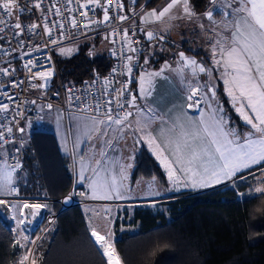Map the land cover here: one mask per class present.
<instances>
[{
    "label": "snow or ice",
    "instance_id": "snow-or-ice-1",
    "mask_svg": "<svg viewBox=\"0 0 264 264\" xmlns=\"http://www.w3.org/2000/svg\"><path fill=\"white\" fill-rule=\"evenodd\" d=\"M136 2L137 0H132L133 4ZM212 2L216 4V0H212ZM68 3L71 4L72 0H68ZM77 3H79V0H77ZM235 3V7H233L231 2L220 5V14L223 17L231 15L232 19L222 20L219 23L231 34L230 36H220L217 33L219 38L211 46L212 60L215 65L223 67L227 94L231 97L234 105L238 104L236 110L246 124L251 126V130L243 136L235 130H226L227 122L223 116L219 115L220 109H212L211 104L208 105V108L212 109L210 113L206 114L201 109V102L208 93H211L213 98L216 96L214 87L210 82H206L203 86L190 87L186 97L187 101H189L187 104L188 108L200 110L199 119H185L186 114L181 113L169 121L165 120L163 116H158L156 110L148 106L147 103L144 109L139 108L137 96L133 95L128 88V85L133 82L131 77L135 66L133 63L134 57L133 55L125 56L122 52L124 63L119 75L126 76L129 79L124 82L116 81L121 86L119 88L113 87L109 91L110 81L108 77H105L103 80L104 94L109 99L103 105L98 100L96 101L95 109L97 115L82 114L73 117V119L78 121V130L90 142L95 141V143L91 144V148L94 151V163L97 166L92 168L95 178H90L91 182L89 184L92 199L111 200L125 198L121 192V189L124 188L123 181L127 179L125 167L122 166L120 168L119 178L117 175H112L110 179H105L101 176V172L105 170L101 166L107 157L105 149L114 147L113 138L109 136L110 131L118 134V138H123L126 135V130L140 133L141 135L136 137V142L145 141L149 145L157 160L166 169L168 180L176 186L182 184L184 187L191 188L210 187L225 181H233L238 172L244 169H251L253 165H264V0H235ZM90 5L103 9V20H90L89 23L85 24V28L90 27L94 23L105 24L112 19L109 15L108 0H104L103 4H101V0H88L87 4L81 3L80 7L85 9V18H87V9ZM40 6V3H34L32 8L38 9ZM177 6L182 9L184 15L181 17H170V19H182L184 16L192 19L196 16L190 0H170L159 11L153 8L151 11L144 12L141 16V22L146 24L160 22ZM141 8H143V5H141ZM228 8L231 9V13L227 11ZM123 9L122 0H118V10L123 11ZM25 10L26 6L22 7L19 0H0V25L8 24L5 17H13L14 13L24 12ZM27 10L31 11V9ZM68 11L71 12L72 9L69 8ZM56 14L60 15L59 8H56ZM205 16L213 25L217 24L213 11H207ZM18 19L17 16V22L9 25L19 30L15 33L16 35L22 34L24 30ZM116 19L125 21L129 17L120 15ZM70 23L73 29L77 27L74 17L70 18ZM37 27L38 25L33 23L28 26V31H33ZM58 27L61 29V37H63L64 24L60 23ZM199 27L203 29L204 25L200 24ZM44 30L51 36L52 29L47 24L44 25ZM4 31V28H0V33ZM212 31L215 32V28ZM122 32L123 50L137 54V56L143 55V49L132 47L129 29H123ZM113 34L119 35V33L114 31L110 36ZM133 34H135V28H133ZM144 34L149 41L157 39V34L152 31H147ZM110 36H106L105 39H109ZM3 38V36H0V39ZM158 39L163 40L164 37L159 36ZM51 43L56 45L58 41L51 40ZM73 51V48H60V55H71ZM218 53L219 58H217ZM112 54L116 55L115 50H113ZM25 55H28V53H25ZM45 59L50 63L52 57L47 56ZM179 60L183 61L185 66L191 67V75L193 77L197 75V72L205 73L209 76L211 74L210 68L199 64L195 59L186 57L184 52L179 53ZM38 63V61L30 59L24 64V68L31 74L30 79L44 81L40 85H32L33 88H45L55 75V70L54 68H46L43 71L32 73V69L37 67ZM147 63L148 57L145 56L144 64ZM165 68H170L167 61L164 68L158 72L145 71L140 74L138 84L141 99L147 101L152 96L154 79L162 77ZM14 71L10 72L8 68H0V74L4 76L13 75ZM115 74H117V68L114 67L111 69L110 75L114 77ZM12 86L17 87L18 85L12 84ZM202 88L207 89V91L202 93ZM3 95L9 100L13 99L7 93H3ZM68 102L70 106L74 102L72 95L68 96ZM79 102V100L76 101L77 110L86 113L87 105L84 109H79ZM31 103L35 104V101H31ZM47 107L51 109L52 105L48 104ZM101 107L105 109L103 113L100 112ZM133 108L136 109L135 126H133V121L129 119L133 116V112L130 110ZM247 109H250L254 115H250ZM8 112L9 104L0 103V113L7 114ZM145 113L150 115H145ZM4 118L7 120V116ZM157 119L160 120L162 126L156 134H153L151 126ZM3 127L5 130L0 131V149H3L5 144L15 143L14 140L6 138L12 135V127L7 124L3 125ZM18 130L24 132V128H19ZM16 151H19V149L17 148ZM97 155L98 159L95 158ZM20 167L22 165L17 162L13 166L12 171H6L3 179H0V196L19 195L17 188L14 187L12 173ZM127 167H131V165ZM79 178L81 181L86 179L83 170H81ZM240 179H244V177L241 176ZM259 183L260 186L255 187L249 195H264V176L259 178ZM0 205L11 208L19 207L21 216H26L24 210H28L27 214H30L33 218L40 214L41 209L47 208V204L44 203L23 202L22 204L13 205L3 199H0ZM104 211L110 213L111 209L106 208ZM13 219L17 221L18 226L24 223V220L19 217L14 216ZM91 234L103 250V255L107 258V264H123L112 242L110 230H105L102 234L96 227H91ZM24 239L26 240L27 237H24ZM29 261L30 264H37V260L32 257L31 253L22 256L19 264H29Z\"/></svg>",
    "mask_w": 264,
    "mask_h": 264
},
{
    "label": "trees",
    "instance_id": "trees-1",
    "mask_svg": "<svg viewBox=\"0 0 264 264\" xmlns=\"http://www.w3.org/2000/svg\"><path fill=\"white\" fill-rule=\"evenodd\" d=\"M208 2L190 0L194 12L206 10ZM92 38V48L80 43L70 56L54 55L63 83L79 82L111 67L110 55L96 50L99 40ZM52 86L53 80L44 90ZM218 97L232 113L220 86ZM231 117L237 121L234 115ZM23 149L22 167L17 173L20 193L53 198L63 195L70 186L68 158L60 153L53 133L33 129ZM251 176L233 186L173 194L160 201L156 209L134 207L129 222H134L136 229L115 231L112 239L123 264H264V195H249L254 186L247 180ZM152 177L166 184L162 168L141 146L134 157L130 180ZM58 207L54 204L50 209ZM10 227L0 215V264H18L30 247L28 242L17 243L19 239L16 241ZM101 250L91 238L82 209L71 204L59 211L35 243L32 257L37 264H107Z\"/></svg>",
    "mask_w": 264,
    "mask_h": 264
},
{
    "label": "built area",
    "instance_id": "built-area-1",
    "mask_svg": "<svg viewBox=\"0 0 264 264\" xmlns=\"http://www.w3.org/2000/svg\"><path fill=\"white\" fill-rule=\"evenodd\" d=\"M122 2L124 4V9L120 11L118 10V0H108L109 15L112 19L105 24H91L88 28H85V24L89 23L90 20H103V9L95 5L89 6L87 9L88 15L87 18H85V9H82L80 4H87L88 0H79V3H77V0H72L71 4L68 3V0H19L22 7L26 6V10L24 12L14 13L13 17H5L8 24L0 25V28L5 29L3 33H0V36L4 37L0 39V68H8L10 72H12V70L15 71L11 76L0 74V103L9 104V112L7 114L0 113V131L5 130L3 127L5 124L12 127V135L6 138L14 140L15 143L5 144L4 148L0 149V154L9 167L12 168L15 166L24 156V149L20 141L18 129L24 122L34 121L40 117V111L36 107L37 103H40L43 108H48L47 105L51 104L52 107L55 106L59 108L63 114L77 113L89 116L97 115L95 109L96 101L98 100L103 105L104 102L109 99V97L104 94V78L108 77L110 81L109 91H111L113 87L119 88L121 86L119 83H116V81L124 82L129 79L126 76L119 75V71L124 63L122 52L125 56L133 55L134 57L133 63L135 66L133 68V76L131 77L133 82L128 85L129 91L132 93V86L136 82L139 72L144 69L142 58L148 48V43L141 36V29L144 28L145 24L131 21L132 11L136 3L133 4L132 0H122ZM34 3H40V8H32ZM103 3L104 0H101V4ZM56 8H59L60 15L56 14ZM69 8L72 9L71 12L68 11ZM27 9H31V11ZM120 15H126L129 19L119 21L116 17ZM17 16L19 18L18 22L24 27L23 33L19 35L15 34L19 30L9 26L17 22ZM72 17H74L77 22V27L75 29L72 28L70 23V18ZM33 23L37 24L38 27L33 31H28V26ZM60 23L64 24L63 37H61V29L58 27ZM45 24L52 29L51 36L45 32ZM133 28H135V34H133ZM123 29H129L132 47L143 49V55L137 56V54L123 50ZM114 31L119 33V35L113 34L110 36ZM106 36H110V38L105 39ZM91 37H101L109 43L108 54L112 59L111 67L105 73H94L92 76L79 82L63 83L54 60L53 51L55 47L64 43L80 41ZM51 40H57L58 43L53 45ZM113 50H115L116 55L112 54ZM25 53H28V55H25ZM47 56L52 57L50 63L45 59ZM30 59L39 62L37 67L32 69V73L43 71L46 68H54L55 70V75L51 78V81L53 80V86L51 89H45L44 95L40 96L34 93V90L38 87L33 88L32 85H39L42 81L39 79H30L29 77L31 74L24 68V64ZM41 65H43V67H41ZM114 67L117 68V74L113 77L110 73L111 69ZM50 82L48 85H50ZM12 84L18 86L13 87ZM69 90L71 91L69 92ZM3 93H7L12 96L13 99H7ZM69 95H72L74 99L71 106L68 102ZM77 100L80 101L79 109H84L87 105L86 113L77 110ZM31 101H35V104L31 103ZM104 111V107H101L100 112L103 113ZM5 116H7V120H5ZM17 148L19 151H16ZM14 187L17 188L19 195L0 196V199L6 200L7 202L12 201L11 203L9 202V204H14L15 202L21 204L23 202L47 204V208L41 209L40 214L35 218L30 214H26V216L20 215V219L24 220L21 227L24 229L25 237H27L26 240L30 243V250L34 248L38 239L53 224L61 209L71 204H81L84 202L83 199L78 196L81 190L76 187L72 180L69 189L57 198L46 195L25 196L20 194L18 185L14 184ZM54 204H58V209H49V207ZM92 204L95 207L96 214L99 213L105 217H110L116 206L123 204V202L96 201L94 203L92 201ZM6 208L8 215H6L5 220H9L7 222L13 225L15 219H13L14 215H12V208ZM106 208L111 209V212L106 213L104 211Z\"/></svg>",
    "mask_w": 264,
    "mask_h": 264
},
{
    "label": "crops",
    "instance_id": "crops-1",
    "mask_svg": "<svg viewBox=\"0 0 264 264\" xmlns=\"http://www.w3.org/2000/svg\"><path fill=\"white\" fill-rule=\"evenodd\" d=\"M141 1L142 0H137L138 3L135 5L136 8H137V5L141 3ZM228 2H231L233 7L236 6L235 0H216V4H213L212 0H209L206 10L202 12H195L196 16L193 17L192 19H189V26L186 25L184 26V28L181 27V24H180L183 18L182 19H179V18L170 19V17L165 16L163 20L160 22L147 23V24L144 23L145 26L143 28V31H141V36L144 40L147 41L148 48L143 55L142 61L144 64V58L145 56H147L148 63L144 64V69L139 72L138 77L140 76L142 72H145V71L147 72L160 71L162 68H164L166 61L170 65V68L164 69L162 77H156L154 79L153 94L151 97L148 98L147 101L140 98L139 84H138V77H137L136 82L132 86V94L137 96V105L139 106V108L144 109L147 103L148 106L156 110V114L158 116H163L165 120H169V121H171L172 119L175 118L176 115H179L181 113L186 114L185 119H188V118L199 119L200 110L190 109L187 107V104L189 103V101H187L186 97L189 93L190 87H196L197 85H200V84L196 83L195 79L189 80V76L192 77L191 75L192 69L190 66H185L184 62L179 60V53L184 52L186 57L195 59L199 64H202L205 67L211 69V74H210L211 78L209 82L214 87V91L217 93L216 94L217 97L215 96L213 98L211 96V93H208L207 96H205L201 102V109L203 108L202 105L204 104L205 101L207 103L208 101L216 100V98L218 101H220L218 97V89L220 86L231 108V111L233 113V114L229 113L225 109V107L222 105L223 111H221L219 115L223 116L225 121L227 122L226 130L228 129L235 130L236 132L240 133L241 136H243L244 134L248 133L251 130V126L246 124V122L240 116L239 112L236 110L238 104L234 105L231 97H229V95L227 94V91H226L227 86L224 83V80L226 77L224 76L223 67L215 65L212 60L211 46L215 42V40L219 38L217 36V33H219L220 36H226L225 34H223V32L224 33L227 32V36H230L231 34L230 31H226L223 25L219 23L222 20L226 21V20L232 19L231 15H229L228 17H223L220 14V5L226 4ZM145 5H148V1H147V4ZM147 11H150V10L149 9L143 10L142 13H140V10L138 8L137 9L134 8V10L132 11L131 21L141 22V16L144 14V12H147ZM207 11H213L214 19L217 21L216 25H213V23L209 21L207 17L205 16V13ZM227 11L231 13L230 8H228ZM181 16L183 15L176 14L173 17H181ZM170 20H176L177 22L174 26H165V24H167ZM200 24L204 25L203 29L199 27ZM213 28H215V32L212 31ZM147 31H152L156 33L157 39L149 41L146 35L144 34ZM159 36H163L164 39L159 40L158 39ZM96 38L99 40L98 44H100L101 41H106L105 39H102L101 37H96ZM74 52L72 54H74ZM55 54L56 53L53 51V55ZM217 58H219V53L217 54ZM199 60H201V62ZM181 69H182V74H181ZM197 75H203V73L197 72ZM201 91L203 93V92H206L207 89L202 88ZM212 109L205 111V113L206 114L210 113ZM57 110H58L57 112L59 116L61 115V117H63L64 119H66V117L69 116L71 123H72L69 129L73 131V135L69 134V137L68 138L66 137L67 142L64 143L63 142L64 139L62 136H57L51 130H48V131L53 133L60 153L68 158V163H70L69 165H71V167L67 166V168H68L69 174L72 177V178L70 177V184L72 180L74 183H76L79 187L82 188L83 192L82 194L79 195L81 199L92 200L94 203L96 201H118V202H123V204L125 203L127 204L126 202L127 200L131 201V200H139V199L141 200L143 198L158 197L152 193H149L147 188L143 189L142 187H135V183H136V180H138V178L135 179L133 182H131L130 180V174H131L132 167H133L134 157H135L137 150L141 146L145 147L150 152V154L155 158V160L157 161V163L160 165L161 168L163 165L160 163L159 160H157L152 149L149 147V145L145 141H141L139 143L136 142V137L140 136L141 134L133 133L132 131H129L130 137L133 140V146H131L128 150L125 163L123 162L124 152L122 150L113 151V148H112L110 150L109 155L106 150L107 157L103 161L102 166H101L103 169H105L104 171L101 172V176L104 177L105 179H110L112 175H117V177L119 178L120 168L122 166L126 168L127 179L123 181L124 188L121 189V192L125 198L124 199H111V200L92 199L91 198L92 192H91V189L89 188V184L91 182L90 178L92 179L95 178L92 172V168L97 167V166L94 163L93 165L91 164L88 167L90 163L87 164L86 162L78 166V168H76L75 166L76 174L74 176L73 162L71 158L69 157L71 156L70 153L74 154L75 147L79 146V149H80L82 145V138L80 134L81 132L78 130V121L73 119L74 116H80V115H77V114L69 115L68 114L66 117H64L61 111L59 110V108H57ZM130 110L133 112V116L130 117L129 119L130 121H133V126H135L134 121L136 119V115H135L136 109L133 108ZM247 111L249 112L250 115H254L253 113H251L250 109H247ZM145 115H150V114L145 113ZM231 115H234L237 118V121L232 119ZM25 126L26 125L22 124V126L20 127V128H24V132L27 131V129H25ZM161 126L162 125H161L160 120L157 119L155 123H153L151 126V130L153 134H156L158 130L161 128ZM38 130H42V129H38ZM24 132L19 131V137H20V134H23ZM253 138H256V137H253ZM128 165H131V167H127ZM261 167H264V165H253L251 169H244L241 172H238L236 175V178H237L236 181L243 180V179H240L241 176H243L245 179L248 176H251L252 174H254V172L255 173L259 172ZM81 170H83V173L86 177V179H84L83 181H81L79 178ZM230 183L231 181H225L223 183L215 184L213 186L204 187V188H191V187L189 188L188 187L187 189L183 191H198V190L213 188V187L224 185V184L230 185ZM14 184L18 185L17 183H14ZM179 192H182V190ZM176 193L178 192L173 191L171 194H167L165 196H159V197H161L162 200H165V198L169 197L172 194H176ZM39 195H42V194H37L33 196H39ZM16 204H21V203L15 202L13 205H16ZM51 207L52 206H50L49 209ZM3 208H5L7 211V208L5 206ZM123 209H126V211L123 212ZM123 209L121 207L118 210L116 215L105 217L100 214L97 215L95 213L94 206L92 207L85 206L84 210L82 208V211L85 216L86 224L90 230L91 238L97 246H99V244L96 243L95 238L91 234V227H96L97 230L101 231L102 234L105 230H110L112 233V239L115 235V231H118V232L133 231L136 229V224L134 222H129L130 221L129 213L133 208L130 209L127 206ZM24 212L27 214L28 210H25ZM12 215L20 218V215H21L20 208L19 207L12 208ZM2 217L4 219L6 215H2ZM115 220L117 221L116 226L114 225ZM12 226L15 228L14 231L16 233L17 238L19 239V242L23 241L22 239H24L25 234L23 231L24 229L21 227V224L18 226L17 221L15 220ZM101 251L103 254V250Z\"/></svg>",
    "mask_w": 264,
    "mask_h": 264
},
{
    "label": "rangeland",
    "instance_id": "rangeland-1",
    "mask_svg": "<svg viewBox=\"0 0 264 264\" xmlns=\"http://www.w3.org/2000/svg\"><path fill=\"white\" fill-rule=\"evenodd\" d=\"M147 1H149V0H142L141 3H139L137 5V8L140 10V13H142L143 10H148V9L151 11L153 8H155L157 11H159V10L162 9V7L166 6V4L168 2H170V0H151V2L148 3V5H145V4H147ZM141 5H143V8H141ZM137 8L135 7V9H137ZM176 14L184 15L182 9L179 6L174 8L169 15H166V17H173ZM181 21H182V22H180L181 27L184 28V26H186V25L189 26V18H187L186 16H184V18ZM176 22H177L176 20H170L167 24H165V26H174L176 24ZM223 34H225L227 36V32H225V33L223 32ZM93 40H94L93 38H85V39L80 40V41L64 43V44H61V45L57 46L54 49V52H56V56L57 57L63 58V57L69 56V55H65V56L60 55V48H73L74 51H75V49L77 48V46L80 43H88V44H90V46L92 48L93 44H91V43L93 42ZM95 48L98 51L108 53V51H109V43L107 41H101V43L97 44ZM199 61L201 62V60H199ZM210 78H211V76H209V75H207L205 73H203V75H196L195 77L189 76V80L195 79V82L200 84L201 86H203L206 82H209ZM42 83H44V81H42L40 84H42ZM34 93L36 95H40V96L44 95V88L38 87L37 89L34 90ZM209 104L212 105L213 109H217L218 108L221 111H223L222 110V104L220 103V101L217 100V98H216V100L208 101L207 103L205 101L204 104L202 105L203 106L202 109L204 111H208L209 110V108H208ZM36 107L40 110V113H41L40 114V118H38V119H36L34 121H29V122H24L23 123L24 125H26L25 129H27V131H25L23 134H20V141H21L22 147H23L24 143L26 142V140L28 139L29 133H31V131L33 129L51 130L57 136H62L63 139H64L63 142L66 143L67 142V138L69 137V134L73 135V131L69 129V127L72 125V123H71V120H70L69 116H67V115L68 114L69 115L70 114H77V113L63 114L61 112L64 117L67 116L66 119H64L63 117H61V115L59 116V114L57 112L58 110H57L56 107H52L51 109L43 108L40 103H37ZM77 115H81V114H77ZM25 133H27V134H25ZM80 134H81V138H82V145H81L80 149H79V146L75 147L74 148L75 149L74 154L70 153L71 156H69L71 158L72 162H73L74 176L76 174L75 166H76V168H78V166L82 165L85 162L87 164L90 163L88 165V167L91 164L92 165L94 164V151L91 148V144L95 143V141H91L90 142L82 133H80ZM109 136L113 138V144H114L113 151L122 150L124 152L123 153V162L125 163V160H126V157H127V154H128V150H129V148L131 146H133V140L130 137L129 131L126 130V135L123 138H118V134L112 133L111 131L109 132ZM111 149H107V148L105 149V151L107 150L108 155L110 154V150ZM81 158H83V159H81ZM95 158L98 159L99 158L98 155L95 156ZM69 164L70 163H67V166L70 167L71 165H69ZM12 168L9 167L5 163V161L3 160L2 155L0 154V179H3L4 174H5L6 171L11 172ZM162 168H163L162 170H163V172L165 174V180H166V184L165 185L161 184L157 180V178H155V177H152V178H149V179L138 178V180H136V183H135V187H142L143 189L147 188L149 193H152V194H154V195H156L158 197L143 198L141 200L139 199V200H131V201L127 200L126 201L127 204L126 203L125 204H119L118 206H116L115 210L112 211L111 215H116L118 210L121 207L123 209V208H125L127 206L130 209H132L134 207H143V206H148V207H152V208L156 209L158 207L159 202L162 201V198L159 197V196H165L167 194H171L173 191L179 193V191H181V190L183 191V190L188 188V187H184L182 184L179 185V186L173 185L168 180L167 171L164 168V166H162ZM262 169H264V167H261L259 172H256V173L254 172V174L247 179L248 181H251V182L254 183L253 190H254L255 187L260 186L259 178L264 176V170H262ZM19 171H20V168L16 169L12 173L13 177H14V183H18L17 173ZM23 176H24L23 173H21V175H20L21 179H23L22 178ZM70 177H71V175H70ZM236 180H237L236 177L233 178V181H231L230 185H234ZM75 185H76V187H78L81 190L79 195L82 194V192H83L82 188L79 187L76 183H75ZM165 199H167V198H165ZM83 201L84 202H82L81 204H77L81 209L83 208V210L85 209V206L86 207L94 206L92 204V200L83 199ZM9 202L11 203L12 201H9ZM16 205H18V204H16ZM3 207L4 206L0 205V215H8L6 209L3 208ZM15 208H17V207H15ZM125 210L126 209H123V212ZM4 219H6V217ZM6 221H9V220H6ZM10 226H11L10 228L14 231L15 228L12 225H10ZM17 239L18 238L16 237V241H17ZM21 242H22L21 244H25L28 241L24 239V241H21ZM30 249H31V247H29L27 252L24 253L22 256H24L25 254H28V253L32 254L33 253V249L32 250H30ZM18 264H19V262H18ZM29 264H30V261H29Z\"/></svg>",
    "mask_w": 264,
    "mask_h": 264
},
{
    "label": "bare ground",
    "instance_id": "bare-ground-1",
    "mask_svg": "<svg viewBox=\"0 0 264 264\" xmlns=\"http://www.w3.org/2000/svg\"><path fill=\"white\" fill-rule=\"evenodd\" d=\"M96 241V240H95ZM105 257V256H104ZM106 259V258H105Z\"/></svg>",
    "mask_w": 264,
    "mask_h": 264
},
{
    "label": "water",
    "instance_id": "water-1",
    "mask_svg": "<svg viewBox=\"0 0 264 264\" xmlns=\"http://www.w3.org/2000/svg\"><path fill=\"white\" fill-rule=\"evenodd\" d=\"M107 261V260H106Z\"/></svg>",
    "mask_w": 264,
    "mask_h": 264
}]
</instances>
